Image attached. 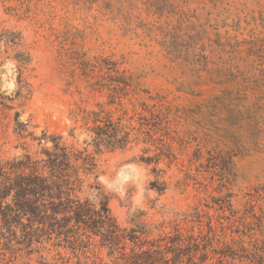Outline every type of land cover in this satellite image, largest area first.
Instances as JSON below:
<instances>
[{"label":"rangeland","instance_id":"obj_1","mask_svg":"<svg viewBox=\"0 0 264 264\" xmlns=\"http://www.w3.org/2000/svg\"><path fill=\"white\" fill-rule=\"evenodd\" d=\"M54 144L140 241L244 264L222 255L264 239V0H0V166ZM24 230L0 219V264H116Z\"/></svg>","mask_w":264,"mask_h":264},{"label":"trees","instance_id":"obj_2","mask_svg":"<svg viewBox=\"0 0 264 264\" xmlns=\"http://www.w3.org/2000/svg\"><path fill=\"white\" fill-rule=\"evenodd\" d=\"M118 129L116 125V133ZM129 134L125 133L126 141ZM44 156L33 159L25 155L0 166V219L5 225L21 226L32 239L40 236L50 239L52 235L69 237L72 233L78 238L99 237L116 264H180L184 256L187 264H208V252L200 248L193 236L195 242L187 252L182 249L181 241L142 242L133 231L118 225L107 202L95 209L81 200L78 194L96 174V163L89 155L54 144L52 150L44 151ZM222 256L244 264H264V239L255 240L250 249L241 245Z\"/></svg>","mask_w":264,"mask_h":264}]
</instances>
